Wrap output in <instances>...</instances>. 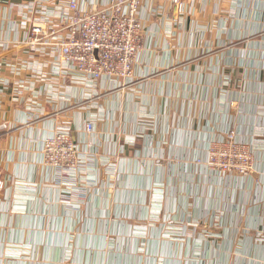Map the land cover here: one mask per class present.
I'll list each match as a JSON object with an SVG mask.
<instances>
[{
	"label": "crops",
	"instance_id": "1",
	"mask_svg": "<svg viewBox=\"0 0 264 264\" xmlns=\"http://www.w3.org/2000/svg\"><path fill=\"white\" fill-rule=\"evenodd\" d=\"M109 1L0 0V264H264V0H142L134 78L115 86L25 45L42 8L51 33L72 2ZM89 122L118 173L69 205L39 148L58 126L87 143ZM236 128L255 175L197 163Z\"/></svg>",
	"mask_w": 264,
	"mask_h": 264
},
{
	"label": "built area",
	"instance_id": "2",
	"mask_svg": "<svg viewBox=\"0 0 264 264\" xmlns=\"http://www.w3.org/2000/svg\"><path fill=\"white\" fill-rule=\"evenodd\" d=\"M175 5L182 13L180 0H175ZM141 9L142 0H110L105 7H94L88 12H82L72 2L67 14L60 15L64 31L50 33L43 18L49 10L42 8L40 17L30 23L31 34L25 45L33 52L38 48L52 51L61 77L76 74L90 86L101 80L115 86L134 78V65L144 41ZM60 32L63 37L56 39ZM10 129L8 124L1 126L3 131ZM83 133L89 140L78 143L69 128L58 126L39 148L40 165L53 173L54 183L62 189V198L69 205L77 198L81 200L90 189L104 187L107 174L118 173V158H100L97 142L91 139L96 134L94 124L87 123ZM256 161L251 142L243 139L241 128H236L211 141L197 163L210 173L229 179L255 175ZM3 188L0 182V191ZM154 203L153 208L160 213L162 201Z\"/></svg>",
	"mask_w": 264,
	"mask_h": 264
},
{
	"label": "rangeland",
	"instance_id": "3",
	"mask_svg": "<svg viewBox=\"0 0 264 264\" xmlns=\"http://www.w3.org/2000/svg\"><path fill=\"white\" fill-rule=\"evenodd\" d=\"M113 159H117V157L116 158H113Z\"/></svg>",
	"mask_w": 264,
	"mask_h": 264
}]
</instances>
